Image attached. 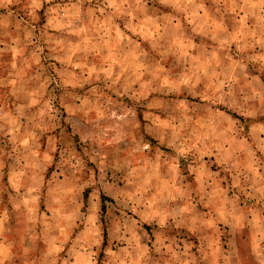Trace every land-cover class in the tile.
<instances>
[{"label":"rangeland","instance_id":"rangeland-1","mask_svg":"<svg viewBox=\"0 0 264 264\" xmlns=\"http://www.w3.org/2000/svg\"><path fill=\"white\" fill-rule=\"evenodd\" d=\"M0 264H264V0H0Z\"/></svg>","mask_w":264,"mask_h":264}]
</instances>
